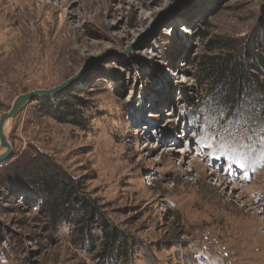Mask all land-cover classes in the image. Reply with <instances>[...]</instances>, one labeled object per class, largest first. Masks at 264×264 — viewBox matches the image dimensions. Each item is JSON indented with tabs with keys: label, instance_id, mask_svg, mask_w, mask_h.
Segmentation results:
<instances>
[{
	"label": "rangeland",
	"instance_id": "obj_1",
	"mask_svg": "<svg viewBox=\"0 0 264 264\" xmlns=\"http://www.w3.org/2000/svg\"><path fill=\"white\" fill-rule=\"evenodd\" d=\"M230 53L264 58V0H0V116L86 69L51 96L81 100L85 128L36 100L8 123L0 264H264V123L233 127L257 103L221 113L202 78ZM42 175L132 241L127 256L100 258L98 222L57 217Z\"/></svg>",
	"mask_w": 264,
	"mask_h": 264
},
{
	"label": "trees",
	"instance_id": "obj_2",
	"mask_svg": "<svg viewBox=\"0 0 264 264\" xmlns=\"http://www.w3.org/2000/svg\"><path fill=\"white\" fill-rule=\"evenodd\" d=\"M252 56L253 65L249 62L243 63L239 57L231 53L211 57L204 63L202 78L203 82L211 88L209 99L221 113L230 115L237 112L240 107L253 102L258 106L251 108L250 111L242 110L241 112L248 119L247 122L252 120L264 123V84L253 74V71L264 72V58L259 55ZM36 102L45 114H50L56 120L63 122L69 120L67 122L85 128L81 109H75L76 106L81 108L85 106L81 100L78 99V103L73 104L64 95H59L38 98ZM40 181L41 190L52 198L50 200L52 211L57 214V217L68 218L69 212L75 211L78 216L72 217L71 220H75L78 224L83 223V227L91 225L92 221L98 222L97 226L105 246L99 253L100 258L106 259L112 255L115 258L127 256L128 246L132 244V241H129L119 230L108 229L104 218L95 219L94 206L89 204L87 199L77 195L72 185L63 178L46 175H42Z\"/></svg>",
	"mask_w": 264,
	"mask_h": 264
},
{
	"label": "water",
	"instance_id": "obj_3",
	"mask_svg": "<svg viewBox=\"0 0 264 264\" xmlns=\"http://www.w3.org/2000/svg\"><path fill=\"white\" fill-rule=\"evenodd\" d=\"M86 69H84L83 71L77 73L74 77H72L71 79H69L68 81H66L65 83L50 89V90H35V91H31V92H27L24 94H21L19 96H17L10 109L6 112H4L1 116H0V147L3 149V153L0 154V159L4 158L9 152H10V145L7 142V138L5 137L4 133H3V127L5 125V123L11 119H13L17 113L23 109L29 102L33 101V100H37L38 98H43V97H51L55 94H58L62 91H64L68 86H70L71 84H73L75 81H77L82 75L83 73H85Z\"/></svg>",
	"mask_w": 264,
	"mask_h": 264
},
{
	"label": "snow or ice",
	"instance_id": "obj_4",
	"mask_svg": "<svg viewBox=\"0 0 264 264\" xmlns=\"http://www.w3.org/2000/svg\"><path fill=\"white\" fill-rule=\"evenodd\" d=\"M244 113L241 111H238L235 114L234 120H233V127L235 128H243L245 120ZM222 123V121H221ZM223 135V134H221ZM246 138L244 136H240L237 138V136L234 134V132L229 131L227 135L225 136V141L229 143V146L232 148V150L238 155V156H244V149H248L251 147L250 143L245 142ZM250 155V153H249Z\"/></svg>",
	"mask_w": 264,
	"mask_h": 264
},
{
	"label": "bare ground",
	"instance_id": "obj_5",
	"mask_svg": "<svg viewBox=\"0 0 264 264\" xmlns=\"http://www.w3.org/2000/svg\"><path fill=\"white\" fill-rule=\"evenodd\" d=\"M9 121H7L5 123V125H4V127H3V133H4L5 137H6V132H7V129H8V123H9ZM2 152H3V149L0 147V153H2Z\"/></svg>",
	"mask_w": 264,
	"mask_h": 264
}]
</instances>
